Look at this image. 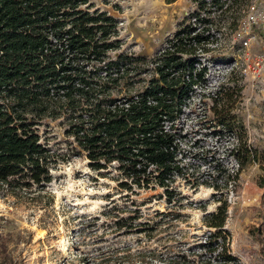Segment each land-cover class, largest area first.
Returning <instances> with one entry per match:
<instances>
[{"label": "rangeland", "instance_id": "1", "mask_svg": "<svg viewBox=\"0 0 264 264\" xmlns=\"http://www.w3.org/2000/svg\"><path fill=\"white\" fill-rule=\"evenodd\" d=\"M89 3L90 11H106L117 20L118 34L111 39L120 45L108 51L110 60L119 53L157 54L195 9L191 0ZM244 5L233 11L235 19L211 13L214 40L199 56L206 67L204 86L195 88L177 121L190 173L188 181L174 183L181 197L169 201L161 188L119 187L113 166L100 171L88 166L65 135L63 116L43 118L35 127L55 158L51 180L14 189L0 183V264H205L209 227L203 216L215 210L219 194L199 182L219 181L218 163L230 173L237 168L230 154L234 136L219 131L213 111L219 89L218 105L241 121V139L257 156L240 170L234 190L223 189L227 247L236 264H264V71L255 65L264 54V0L257 3L262 12L257 23L247 21Z\"/></svg>", "mask_w": 264, "mask_h": 264}, {"label": "trees", "instance_id": "2", "mask_svg": "<svg viewBox=\"0 0 264 264\" xmlns=\"http://www.w3.org/2000/svg\"><path fill=\"white\" fill-rule=\"evenodd\" d=\"M191 1L196 6L188 20L197 8L204 9L197 18L200 29L189 20L152 57L119 53L110 60L108 51L120 45L111 39L118 34L117 20L106 11H90L89 0H0V183L14 189L51 180L55 158L35 125L63 116L65 135L91 169L113 166L118 186L130 192L161 188L169 201L180 198L174 183L188 181L190 173L177 121L195 88L204 86L206 67L199 56L214 40L212 12L202 0ZM242 2L248 0H211L210 5L220 9L218 17L235 19L233 11ZM220 93L213 111L219 131L234 136L230 154L237 168L230 173L218 163L220 180L199 182L219 194L215 210L203 216L209 227L204 262L236 264L227 247L223 189L234 190L240 170L257 156L241 139V121L218 105Z\"/></svg>", "mask_w": 264, "mask_h": 264}, {"label": "built area", "instance_id": "3", "mask_svg": "<svg viewBox=\"0 0 264 264\" xmlns=\"http://www.w3.org/2000/svg\"><path fill=\"white\" fill-rule=\"evenodd\" d=\"M202 1L204 3L203 8H207L212 13H216V14L220 12V9L215 10L214 7L210 5L211 0H202ZM258 1L259 0H248L247 3H244L245 4L244 7H242V8H245L244 11L246 13V19L248 22L257 23L259 22V19L261 18L262 12H260L259 8L257 7ZM194 5L196 6L195 3ZM196 11H197V14L192 16L190 18V21L192 22L193 25H196V29H200L202 27V23H200V21L197 18L204 15V12H203L204 9L197 8ZM209 28H211V25L209 26ZM246 43H247L246 41H243V44H246ZM255 65H256V68H258V70L264 71V54H262V57L260 59L255 61Z\"/></svg>", "mask_w": 264, "mask_h": 264}]
</instances>
